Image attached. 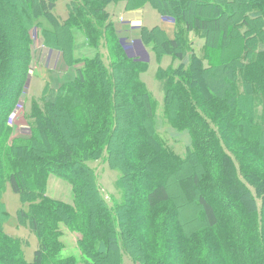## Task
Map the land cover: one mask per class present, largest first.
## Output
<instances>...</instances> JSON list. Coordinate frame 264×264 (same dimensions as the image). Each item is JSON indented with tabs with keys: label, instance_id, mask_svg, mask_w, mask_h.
<instances>
[{
	"label": "trees",
	"instance_id": "obj_1",
	"mask_svg": "<svg viewBox=\"0 0 264 264\" xmlns=\"http://www.w3.org/2000/svg\"><path fill=\"white\" fill-rule=\"evenodd\" d=\"M65 1L68 16L60 19L58 0H0V205L9 184L28 206L23 223L38 241L28 262L24 240L0 221V264H124V257L131 264H264V38L260 49L246 48L240 24L229 28L246 11L264 23V0H144L177 20L174 39L159 28L144 33L159 57L179 61L159 67L158 77L164 116L186 135L185 158L159 136L157 104L141 79L148 63L116 36L108 10L115 0ZM34 27L42 28L46 46L79 66L75 78L32 102L25 113L31 136L12 138L9 120L32 66ZM192 32L203 40L201 55L187 38ZM230 33L235 54L216 60L214 50L225 49ZM82 42L87 50L78 48ZM130 106L135 128L120 134ZM124 137L132 143L128 158L113 151ZM104 155L123 171L121 185L131 183L112 205L88 165ZM175 173L183 175V197L199 210L194 228L172 200ZM52 175L71 183L72 200L48 195ZM62 223L84 232L77 252L64 253Z\"/></svg>",
	"mask_w": 264,
	"mask_h": 264
},
{
	"label": "rangeland",
	"instance_id": "obj_2",
	"mask_svg": "<svg viewBox=\"0 0 264 264\" xmlns=\"http://www.w3.org/2000/svg\"><path fill=\"white\" fill-rule=\"evenodd\" d=\"M225 4V3H224ZM149 11H153L151 7H147ZM251 10V9H249ZM152 13V12H151ZM246 15V18H245ZM247 11L244 13V15L240 18L238 17H233L232 20L230 21L229 28L236 27V25L240 24V33H243V41H241L240 45L244 44V47L247 48L256 43V50L260 49L262 47L261 42L262 39L264 38V23L262 22H252L249 16H247ZM151 17V15H150ZM243 22V23H241ZM238 27V26H237ZM194 33V34H193ZM188 36V40L191 43L193 41V45L196 49V51L201 55L203 52V40L198 38V34L195 32H192L190 34L186 33ZM196 35L198 37H196ZM212 36V35H211ZM60 37L63 39V35L60 34ZM236 36L233 33H230L229 36L227 37V40L225 42V49L218 48L217 50H214V52L217 53V58L216 60H220V54L223 56L224 59L232 58L233 55L235 54V48L234 45ZM65 39H67V36H65ZM37 38L35 39L33 45L35 43H38ZM224 43V42H223ZM32 45V47H33ZM239 46V45H238ZM171 59V56L168 55L167 60L163 62H156L154 61H148V69L146 73L143 75V80L147 85L148 90L151 92L157 107H156V123L158 127V133L160 134V138L163 140V142L166 144L168 148H170L172 151H174L179 157L185 158L187 156V153L189 149L187 148V143L188 141L186 140V135L181 134L182 132H179L178 130H175L174 128L171 127V125L168 123L164 116V86H163V81L160 80L158 77V68L161 66L163 68L168 67V61ZM216 62V61H214ZM179 65V61H175L174 67ZM33 69V68H32ZM36 74L34 73L32 76V84L25 90V95H27L26 99V112L30 111V100L33 97H38V88L33 86V84L36 82ZM240 79H242V76H240ZM239 88H241V83L239 81ZM134 110V109H133ZM21 111V112H20ZM20 112V113H19ZM18 113L19 118L22 119L20 124L17 125L18 127V135H26L25 132V125L26 123L29 124L27 118L22 117V113L24 115V110L21 109V107H18ZM132 113V114H131ZM16 114V113H15ZM131 114V115H130ZM129 118L127 119L126 122L122 124V130H120V134L123 132H128L130 133L132 129L135 128L134 121L136 120V116L134 115V112H132V108L130 106L129 110ZM14 116V115H13ZM13 116L9 120L10 122L13 121ZM16 119V118H15ZM15 121V120H14ZM18 122V121H16ZM126 123V124H125ZM30 125V124H29ZM63 135L66 137L68 136L67 130L64 128L62 129ZM174 133H178L179 135L176 136L178 138H175ZM184 133V132H183ZM17 135V133L13 134V136ZM69 142L71 141L70 138H68ZM120 143L116 147H114V153L118 151V153L126 152L123 156L128 158L130 155H128L127 149L132 147V143H130L128 137H124L122 139H119ZM121 148V149H120ZM108 157L104 155L101 159L95 160V161H90L88 162V165L95 171L98 184H99V179L100 181L103 180V176L105 178L109 179L108 184H110L107 188V191L109 192L108 196H104L102 187L99 184V187L102 191V194L106 201L112 205L116 201H122L124 200V193L128 189L130 192L131 190V183L128 181V183H125L124 185H121V178H123V171L118 170L117 168H111L110 164L107 161ZM190 171V170H189ZM113 174V176L108 175V173ZM187 172V171H186ZM184 174V173H183ZM115 176V177H114ZM182 174H177L172 176L170 183H169V190L170 194L172 197V200L174 201L175 205L180 207L182 210V213L189 217L190 223H192L193 226L191 228L196 227V219L198 218V208L194 207L192 204L187 202V199L183 197L181 189L179 187V179L182 178ZM114 177V178H113ZM137 177V176H135ZM117 179V180H116ZM116 180V182H115ZM134 181H139V177L136 178ZM129 185V187L127 186ZM72 185L71 183L66 180L65 178H62L61 176L58 175H52L49 179L48 183V195L51 198L54 199H62L65 201H69L73 199V194H72ZM125 190V191H124ZM70 198V199H69ZM0 221L3 222V230L7 234L12 235L13 237L19 239V240H24L25 245L23 246L24 253L26 260L28 262H31L34 257V252L37 249V237L36 235L32 232L29 224H24V220L21 216V210H28V206L24 204L22 197L15 193L9 184H7L5 192L2 197V205H0ZM73 221V219H71ZM85 221V220H84ZM75 224V223H74ZM80 225L78 223L75 224V226ZM61 230L63 231V236L61 237V240L65 242L67 249L65 250L66 253H74L78 251V243L79 241L85 239L84 232L81 231H69L65 224H60ZM94 237H96L94 235ZM73 249V250H70ZM112 253L107 254V261L109 262H114L116 260V255ZM124 260H128L130 263V260L124 257ZM80 264H85L80 262Z\"/></svg>",
	"mask_w": 264,
	"mask_h": 264
},
{
	"label": "crops",
	"instance_id": "obj_3",
	"mask_svg": "<svg viewBox=\"0 0 264 264\" xmlns=\"http://www.w3.org/2000/svg\"><path fill=\"white\" fill-rule=\"evenodd\" d=\"M128 5L129 0H115L110 2L108 5V10L112 14L114 32L118 37L119 41L126 47L130 55H134V57L144 59L147 63H149L148 61L152 62L154 60L156 62L161 63L167 60L168 55L163 54L160 57L157 55L156 51L153 48V42L146 41V37H149V35L145 34L144 31L145 29L152 30L154 28H159L162 36L169 39H174L177 30L176 17L173 15L163 14L159 12L155 7H153L150 2H144V0H136L134 2V6L130 8L128 7ZM147 7H151L153 11H149ZM55 11L60 19H66L68 16V8H66V1L58 0ZM37 39L38 40H36V42L38 41V43H35L32 47V74L27 79L28 82H26L25 84L24 92L26 88L31 86L32 76L35 73L37 78L33 86L38 88L39 96H32L30 100V105H32V102L34 100L40 101L44 94L50 89H57L62 83L75 78L76 69L79 66L77 63H68L66 57L64 56L61 50L46 46L45 38L42 35V28H38ZM78 48L80 50H87L86 44L84 42H82L81 45H78ZM104 53L106 57H108L106 47H104ZM175 61L176 60H174L171 56V59L167 62L169 64L168 67L174 65ZM147 69L141 74L142 80L143 75L146 73ZM26 97L27 95H23L21 100L17 104V106H20L21 109L24 110V115L22 113V117H25L26 113ZM15 113L13 116V121L11 122L13 130L12 138L28 139L32 133L31 126L26 123V135H18L17 125L20 124L22 119H18L20 115L18 111H16ZM15 133H17V135L13 136V134ZM107 173L108 175L113 176V174L109 172ZM108 183H110L109 179L105 178L104 176L102 181H100L99 179V184L102 187L104 196L109 195L107 188H105L106 186L108 187L110 185ZM124 264L131 263H129L128 260H125Z\"/></svg>",
	"mask_w": 264,
	"mask_h": 264
},
{
	"label": "built area",
	"instance_id": "obj_4",
	"mask_svg": "<svg viewBox=\"0 0 264 264\" xmlns=\"http://www.w3.org/2000/svg\"><path fill=\"white\" fill-rule=\"evenodd\" d=\"M31 34H32L33 39L35 40L37 38L38 29L37 28H33L31 30Z\"/></svg>",
	"mask_w": 264,
	"mask_h": 264
},
{
	"label": "water",
	"instance_id": "obj_5",
	"mask_svg": "<svg viewBox=\"0 0 264 264\" xmlns=\"http://www.w3.org/2000/svg\"><path fill=\"white\" fill-rule=\"evenodd\" d=\"M31 73H32V71L29 72V74H28V78H29V76L31 75ZM27 82H28V80H27Z\"/></svg>",
	"mask_w": 264,
	"mask_h": 264
}]
</instances>
